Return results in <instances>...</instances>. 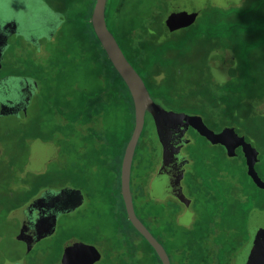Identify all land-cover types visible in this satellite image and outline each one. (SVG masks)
I'll use <instances>...</instances> for the list:
<instances>
[{
  "label": "rangeland",
  "instance_id": "374dc122",
  "mask_svg": "<svg viewBox=\"0 0 264 264\" xmlns=\"http://www.w3.org/2000/svg\"><path fill=\"white\" fill-rule=\"evenodd\" d=\"M91 1L78 0L75 9L72 10L75 12L74 18L77 15L84 21L88 16ZM143 1L145 3L144 7L140 8L142 12L139 17L147 19L155 4L161 0ZM239 1L184 0L182 3L192 4L195 9L201 10L212 5L227 7ZM47 2L55 10H61L58 0ZM259 2L261 8L255 10L259 11V21L264 23V0H258ZM15 4H18L17 11L20 14L24 10V2L20 0ZM185 13L192 14L189 10ZM42 25V22L32 23L27 26V30L32 33L40 32L44 38V29L40 30ZM177 39L174 34L166 43L176 42ZM19 44L25 45L23 41ZM46 45V48L39 51L32 47L27 48L28 55L35 54L36 59L30 57L26 59L24 56L18 59L16 47L13 46L6 52L0 70V78L23 73V76L18 77L33 78L39 87L25 120L15 115L0 118V264H7L25 254V264H59L63 243L69 238L92 244L103 254L102 245L111 240L116 223L119 222L123 230L124 225L129 226L128 223L124 224L126 215L119 216L117 213L122 206L117 198L119 192L117 183L119 160L133 132L132 112L119 102L108 109L103 117L91 113V122L86 124L82 120L87 119L82 110L75 112V115L78 114L77 120L79 119L76 123H72L68 118V124H63L64 117L60 107L66 103L70 105L73 100L78 102L77 99H82L81 95L84 92L80 90L92 91V97H96L99 84H96L94 77L88 80L92 69L91 55L88 50V54L84 50L85 41L79 37L77 29L74 30L67 21L61 26L54 41ZM189 45L190 55L183 62L180 73L177 76L162 75L164 86H152L151 97L166 110L181 111L189 116L198 114L213 127H234L237 133L245 136L257 149L261 156L260 166H263L264 32L249 35L244 40H232L230 47L233 50L226 46L225 49L209 53L211 48L209 44L198 47L193 41H188L185 46ZM80 50L84 51L83 55L80 54ZM59 61L66 62V66L68 65L66 69L52 71V66ZM240 74L247 77V85L235 79L237 75L241 78ZM51 88L56 89L57 95L51 93ZM194 90L202 93L200 101L182 95ZM224 91L233 92L236 98L229 101L228 108L221 110L212 106L208 100ZM176 96L180 98L177 99ZM203 106L206 112H201ZM212 109L215 112L208 114ZM206 114L209 116H205ZM49 140H52L49 143L55 145L54 149L57 150L56 158L53 155L54 149L39 147L41 143ZM140 144L141 148L140 151L137 150L132 170L131 189L134 193L135 189L137 190L138 202L144 204L141 188L147 187L145 185H148L152 177L153 166L157 164L159 156L158 140L151 121L145 125ZM200 145L198 158L212 156L214 171L229 177L222 183L223 192H219L218 195L222 197L224 193L226 200H222L220 210L217 209L219 210L217 212L213 210V206L203 201L204 195L197 194L192 197L189 188L186 187L188 196L195 198L192 208L188 211L181 207L182 215L185 212L182 216L183 221L180 220V225H177L172 219L174 238L170 241L163 239L161 241L169 253L172 264H236L238 255L253 239L251 230L257 234L259 226L264 229V219L255 224L254 219L258 212L252 216L253 211H260L264 207V192L256 189L251 182L243 160L230 159L219 148L207 147L203 143ZM210 171V167L206 170L202 168L199 175L206 178ZM261 175L264 176V172ZM65 187L83 192L85 200L83 208L62 215L58 221L57 233L38 242L27 254L25 243L17 240L21 225L18 220L9 218L7 213L39 189L59 190ZM148 203L149 205L144 206H153L152 200ZM145 209L137 205V212L141 218H145ZM211 211L216 217L214 220H208ZM146 224L151 228L148 222ZM131 231L135 239L145 247L143 238L132 228ZM152 232L156 236L159 235L154 229ZM258 238L259 236L254 235V240ZM193 240L195 244H190Z\"/></svg>",
  "mask_w": 264,
  "mask_h": 264
},
{
  "label": "trees",
  "instance_id": "16d2710c",
  "mask_svg": "<svg viewBox=\"0 0 264 264\" xmlns=\"http://www.w3.org/2000/svg\"><path fill=\"white\" fill-rule=\"evenodd\" d=\"M182 1L184 2V0H161L157 2L151 15L147 19L139 17L142 12L140 8L142 6L144 7L145 3L143 0H108L107 2V27L114 35L128 61L142 77L149 93L152 86H164L162 75L172 74L177 76L180 73L183 62L186 61L190 55L191 45L185 46L188 41H193L198 47L199 45L209 44L211 47L210 53L211 51L214 52L216 50L225 49L226 46V48H229L232 40H244L248 38L249 35L261 34L264 32V23L259 21V11L255 10L259 9V7L261 8V3H258V0H240L238 3H231L227 7L212 5L208 9L203 8L201 10L195 9L192 4L182 3ZM173 2H179L185 5L187 9L184 10L183 17L186 16V18L189 19L195 14L196 18L194 22L174 30H170L168 26H165L164 21ZM58 4L60 9H64L66 13L69 12L67 14V22L74 27V30L77 29L79 37H82L85 41L86 48L84 50L87 54L89 51L91 55L90 65L92 69L90 76H88V80L94 77L96 84H99L96 97H92V91L80 90L84 92L81 95L82 99H77L78 102L73 100L70 105L66 103L65 106L60 107V112H62L64 117L63 124H68V118L72 123H76L79 120H77L78 114L75 115L76 110L83 111L87 119L82 120L83 123L86 124L91 122V113L94 116L97 114L103 117L107 110H110L113 105L122 102L124 106L132 112L134 129V105L131 94L126 84L109 61L90 22L95 0L91 1L88 16L84 21H81L77 15H75L76 17L74 18L75 12L72 10H74L75 6L78 4V0H58ZM187 10L192 14H186L185 11ZM174 34L178 38L176 42L166 43ZM230 49L232 48L230 47ZM83 52V50H80L81 55H83ZM67 66L65 61H59V63H55V66H52L51 70L64 71ZM238 75L235 76V79L247 85V77L240 74V78ZM42 80L44 81L43 76ZM88 84L91 83L88 82ZM73 85H75V83ZM148 85H150V87ZM50 91L57 95L56 89L51 88ZM60 95L64 97L63 94ZM106 95H108V97ZM182 95L186 96L185 98L200 101L202 93L199 90H194L188 94L182 93ZM104 96H106L107 99H105ZM176 98L179 99L180 97L176 96ZM232 98H236L233 92L224 91L218 96L214 95L210 97L208 101L211 102L212 106L215 108L225 110L226 107L228 108L230 104L229 101ZM202 108L201 112H206L205 106ZM208 112V114H210L215 111L212 109ZM208 114L205 116H209ZM137 150L140 151L139 148H137ZM123 156L124 151L120 157L118 166L117 185L119 192L117 198L122 204L121 209L117 210L119 216L126 215L124 203L120 194V171ZM208 167L211 168V171L206 178H200V175L197 174L199 178L197 185L199 186H195V188L198 189V192L204 190L205 194L203 201L205 200V203L207 202V204L213 206V210L215 209L219 212L222 200H226V197L224 193H222V197H218V195H220L219 192H223L222 183L226 182L229 177L227 178L221 175L219 171H213L212 165L206 166L204 169L206 170ZM228 175L230 176V174ZM226 195H228V193ZM148 210L149 212L151 211L150 209ZM150 214L144 213L146 221L149 224L150 222L152 223L150 218L153 217V215ZM125 217L126 220L124 219V224L128 223L129 226L127 227L130 228V230L125 225L123 230L120 227V223L117 222L111 240L102 245L104 250L102 259L96 264H161L153 248L131 225L127 215ZM215 218L216 217L213 216V212L211 211L208 220H214ZM172 219L175 220V224L177 223V225H180L181 221H178L177 217H172ZM172 219H165L162 227L153 226V229L158 231L159 235L156 236L153 232L151 233L162 245L161 239L170 241L174 238V231L172 230L174 222ZM131 228L136 234L143 238L145 247L138 239H135ZM190 244H195V241L193 240ZM179 247L175 250L178 251ZM196 248L199 249L198 246Z\"/></svg>",
  "mask_w": 264,
  "mask_h": 264
},
{
  "label": "water",
  "instance_id": "95a60500",
  "mask_svg": "<svg viewBox=\"0 0 264 264\" xmlns=\"http://www.w3.org/2000/svg\"><path fill=\"white\" fill-rule=\"evenodd\" d=\"M4 2L6 0L1 6ZM23 2L24 10L20 14L17 11L18 6L14 2L12 8L8 7L7 3L5 4L8 13H13L12 18L0 15V67L3 54L9 45L15 42L19 36L27 35L25 29L32 24L27 17L31 18L33 13L38 14L45 23H42L41 28L44 29V33H48L45 35L48 40L53 37L64 20L63 15L54 12L42 0H28L27 5L26 0ZM107 2L108 0H95L90 22L109 61L126 84L134 105V129L126 146L120 171L121 197L131 225L153 248L161 264H171L169 254L164 246L138 218L131 192L132 165L144 129L146 113L153 117L161 141L162 133L176 122L185 127H193L212 144L224 145L229 157L236 155V147L241 146L242 153L246 156L247 175L256 187L264 190V182L259 178L255 169L259 152L251 142L246 141L244 136H239L234 127H225L220 133H215L206 127L201 117L167 111L157 104L151 97L142 77L128 61L114 35L107 27ZM185 9L184 4L173 2L170 6V10L173 11L168 12L164 25L168 26L170 30H174L193 23L196 18L195 14L193 13L194 15L187 19L186 16L183 17ZM38 89V83L33 78L18 76L2 78L0 80V118L8 115L21 117L20 112L15 111L18 106H22L23 112L26 114ZM21 98H24L25 101L22 102ZM228 142L234 143L235 146L230 148ZM83 204L84 196L79 189L68 187L59 190L41 189L25 204L13 209L8 216L19 221L22 229L19 231L17 240L25 243L28 254L38 242L51 238L55 234L58 220L62 215L77 211ZM254 213H257L254 221L255 224H258L260 220L264 219V211H253L252 216ZM257 231L258 233L255 234L251 230L253 239L238 255L236 264H264V229L259 226ZM254 235L259 236L258 240H254ZM24 256L9 261L7 264H23ZM101 259L102 253L92 244H86L76 239H70L64 243L61 264H96Z\"/></svg>",
  "mask_w": 264,
  "mask_h": 264
},
{
  "label": "flooded vegetation",
  "instance_id": "af4514ba",
  "mask_svg": "<svg viewBox=\"0 0 264 264\" xmlns=\"http://www.w3.org/2000/svg\"><path fill=\"white\" fill-rule=\"evenodd\" d=\"M3 1L4 0H0V15H4V16H7L9 18H12L11 16H13V13L12 12L10 14L8 13V10H7L5 4L7 3L8 7L12 8V3H14V2L17 3V2H19V0H6V2H4L3 6H1ZM42 1L46 2L48 4V6L54 12L59 13L60 15H63V17H64L63 22L60 24L59 28L57 29V31L55 32L53 37L50 38L49 40L45 36V35H48V33H44L43 34L44 38H42L40 32L35 33L33 31V33H32L30 30L28 31L26 28L25 31L27 30V33H26L27 35L19 36L15 40V42L12 43L11 45H9V47L4 52L3 57H2L0 70L3 67L4 57H5L6 52L8 51V49L13 48V46L16 47L15 51L17 52L16 55H18L17 56L18 59H21L22 56H24V58H26V59H28V57L36 59L35 54L34 55L31 54L32 56L28 55L27 48L32 47L33 49H36L38 51L46 48V46H47L46 44H49L52 41H54V39L56 38V34L61 29V26L67 21V15H66L67 13L65 12L64 9H61L60 11L55 10L54 8L51 7V5H49L47 0H42ZM27 4H28V0H26V5ZM16 6H18V4H16ZM27 13H29V12H27ZM27 19L29 21H31L32 23H37V22L43 23V20L36 13H33L31 18L27 17ZM38 29H40V28H38ZM42 29L43 28H41L40 30H42ZM22 41L25 43V45L19 44V42H22ZM42 42H44V43H42ZM227 62L231 64L230 61H227ZM230 66H232V65H230ZM231 71L232 70H230V73H231ZM8 76H10V75H8ZM8 76H5V77H8ZM17 76H23V73L21 75L18 74ZM5 77H3V78H5ZM1 79L2 78H0V80ZM33 99H34V97H33ZM33 99L31 100L29 107H30ZM20 100L22 102L25 101L24 98H21ZM29 107L26 111V114H24L22 106H18V108H16L15 111L20 112V114H21L20 118H23V120H25L28 116ZM167 111H173L176 113H183L181 111H175V110H171V109L167 110ZM191 115L192 116H199L198 114H191ZM202 120H203L204 124L206 125V127L215 133H220L222 131V129L226 127V126H222L220 128L219 127L216 128V127L209 125L207 122H205V120L203 118H202ZM149 121L152 122L153 131H154L155 136L157 137V140H158V147H159L158 148L159 149L158 161H157V164L155 166H153L152 177H151L148 185H145L148 188L147 187L146 188L144 187L145 189L141 188L140 193L143 194V198L145 200L144 204L138 202V198H137L138 194H136L137 193L136 189H135V193L132 192V189H131V192H132V196H133V200H134L135 212H136L138 218L142 222L145 220L144 225L146 227H147L146 218L145 219L141 218V216L138 214L137 205L138 206L141 205V206L146 208L145 214L151 213L153 215V217L150 218L152 223L149 221L151 229L153 230V226L154 227H158V226L162 227L165 219H167V218L172 219V217H177V220L178 219L182 220V218H183L182 216L185 214V212H183V215H182L181 207L186 208L188 211H190L189 209L192 208L193 199H195V198H191L188 196L189 192L187 193L186 187L189 188L190 194L193 195L192 197L197 196V194H202V195L205 194L204 190L198 192V190L195 189V186L199 182V178H198L197 174H199V172L202 171V168L204 169V167H206V166L212 165L213 171H214L215 167L211 162L212 156H206L205 158H202V159L198 158L197 153H198L199 149L201 148L200 144L203 143L207 147H212L214 149L219 148L225 154V156H228V151H227L226 147L222 144H212L211 142H209L207 139H205L203 136H201L193 127H191V126L185 127L183 124H177L176 122L174 124H172L171 126H169L162 133L163 138L161 141L153 117L149 113H146L145 125ZM145 125H144V129H145ZM228 127H232V126H228ZM144 129H143L142 134L140 136L139 142L142 139ZM236 132H237V130H236ZM239 136H243V135L239 134ZM245 139H246V137H245ZM50 141H52V140H49L48 142L41 143L39 145V147L45 146L47 150L54 149L55 145L50 144L49 143ZM139 142H138L137 148L140 149L141 144L139 145ZM247 142H249V141H247ZM228 145L230 146V148H233L235 146L234 143H230V142H228ZM236 146H238V145H236ZM45 147H43L42 149L45 150ZM137 148H136V150H137ZM242 151L243 150H242L241 146L236 147V149H235L236 155H234L233 157H229V158L230 159L240 158L241 160H243V162L245 164L244 166L246 167V172H247L246 156L242 153ZM53 155H54V158H56L57 150L54 149ZM135 156H136V152H135ZM135 156H134V160H133L132 170H133V167L135 164L134 163ZM44 157H42V158L45 159ZM260 164H261V156L258 153L257 161L255 164V169H256V172L258 173L259 178L264 182V176L261 175V173L264 172V165L260 166ZM251 182H252V180H251ZM253 185H254V183H253ZM24 187H27V185H24ZM255 188L258 189V187H256V186H255ZM26 189H28V188H26ZM143 189H144V191H143ZM39 190H37V192ZM120 191H121V188H120ZM262 192H264V190H262ZM82 194H83V192H82ZM34 195L28 197L27 199L22 201L21 204L17 205L13 209L22 206L29 199H31ZM182 199H184V200H182ZM151 200L153 201L152 207L144 206V205H149L148 202H150ZM171 200L176 201V202L173 203V201H171ZM84 202H85V200H84ZM175 204H177V205H175ZM81 208H83V206ZM81 208H79V209H81ZM148 209H150L151 211L149 212ZM260 210L264 211V207H262ZM11 211L12 210H9V212L7 214L9 215V213ZM162 219H163V221H162ZM147 228L150 230V232H152V230L149 227H147ZM56 231H58V223H57ZM56 233L57 232H55V234ZM70 239H72V238H69L65 241H68ZM65 241H64V243H65ZM62 254H63V248H62L61 257L58 261L59 264H61ZM25 259L26 258H24V260H23L24 261L23 264H25Z\"/></svg>",
  "mask_w": 264,
  "mask_h": 264
}]
</instances>
